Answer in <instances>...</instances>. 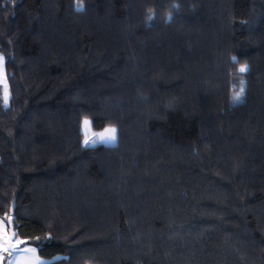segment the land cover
<instances>
[{
	"label": "trees",
	"instance_id": "16d2710c",
	"mask_svg": "<svg viewBox=\"0 0 264 264\" xmlns=\"http://www.w3.org/2000/svg\"><path fill=\"white\" fill-rule=\"evenodd\" d=\"M0 56V219L14 203L20 247L264 264V0H0ZM84 120L115 143L82 146Z\"/></svg>",
	"mask_w": 264,
	"mask_h": 264
},
{
	"label": "rangeland",
	"instance_id": "374dc122",
	"mask_svg": "<svg viewBox=\"0 0 264 264\" xmlns=\"http://www.w3.org/2000/svg\"><path fill=\"white\" fill-rule=\"evenodd\" d=\"M0 98H1V104L4 107H7L9 104V97L7 92V82L6 77L4 73L3 68V59L0 56ZM240 102V99L238 101H234V96L232 97V103H238ZM88 121V120H87ZM85 120L82 122L81 125V133L82 137L80 140V144L84 147H90L96 144H105V145H112L114 143H102L97 142L95 144L92 143L93 140H98V134L103 133L105 131H99V132H93L90 130L89 126L85 125ZM88 140L89 143L86 144L85 141ZM16 241H19V243H14V246L16 247L15 255H10V263L11 264H40V262H44L43 259L39 258L36 254V249L33 246H25V247H19L20 239L15 238ZM19 249V251H17ZM29 249H34L35 251H29Z\"/></svg>",
	"mask_w": 264,
	"mask_h": 264
},
{
	"label": "snow or ice",
	"instance_id": "6c2138e0",
	"mask_svg": "<svg viewBox=\"0 0 264 264\" xmlns=\"http://www.w3.org/2000/svg\"><path fill=\"white\" fill-rule=\"evenodd\" d=\"M83 6L78 5L77 10H82ZM242 72L245 71V68L240 69ZM243 93V88L240 89L239 92L235 93L234 101H238ZM85 125L90 126V122L85 120ZM116 129L114 127L107 128L103 133L98 134V140H93L92 143L95 144L97 142L102 143H115L116 141ZM86 144L89 143L88 140L85 141ZM9 225H5L3 221H0V250L5 252L10 250V246L14 243H19V241L15 240L16 233L13 232L11 235H8L7 228ZM19 251V249H17ZM29 251H35L34 249H29ZM15 255V252L12 253ZM40 264H47V262H40Z\"/></svg>",
	"mask_w": 264,
	"mask_h": 264
},
{
	"label": "water",
	"instance_id": "95a60500",
	"mask_svg": "<svg viewBox=\"0 0 264 264\" xmlns=\"http://www.w3.org/2000/svg\"><path fill=\"white\" fill-rule=\"evenodd\" d=\"M13 214H14V203L11 204L10 210H9V216L6 220V225H9L7 228L8 235H11L14 232V226H13ZM16 237V236H15ZM15 249L14 244L10 246V250L7 251L8 253H12Z\"/></svg>",
	"mask_w": 264,
	"mask_h": 264
},
{
	"label": "crops",
	"instance_id": "0c3cea01",
	"mask_svg": "<svg viewBox=\"0 0 264 264\" xmlns=\"http://www.w3.org/2000/svg\"><path fill=\"white\" fill-rule=\"evenodd\" d=\"M0 221H2L1 219H0ZM16 238V237H15ZM21 241V240H20ZM20 245H21V242H20V244H19V247H20ZM23 247H25V246H23ZM16 250V247H15V249H14V251ZM13 251V252H14ZM12 252V253H13ZM8 252H5V251H3V250H0V264H2L3 263V258H4V255L5 254H7ZM12 253H8V255H9V257H7V259H6V264H11L10 263V255L12 254Z\"/></svg>",
	"mask_w": 264,
	"mask_h": 264
}]
</instances>
